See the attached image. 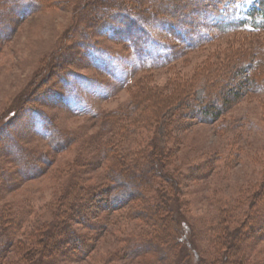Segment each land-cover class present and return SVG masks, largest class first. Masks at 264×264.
<instances>
[{"label":"rangeland","instance_id":"374dc122","mask_svg":"<svg viewBox=\"0 0 264 264\" xmlns=\"http://www.w3.org/2000/svg\"><path fill=\"white\" fill-rule=\"evenodd\" d=\"M193 1L163 27L126 0H0V264H264V31L205 28ZM124 12L148 36L131 41ZM229 89L240 97L219 119L192 117ZM117 171L141 176L142 198L103 209ZM78 186L91 228H72L90 253L42 260ZM148 236L159 248L132 257Z\"/></svg>","mask_w":264,"mask_h":264},{"label":"trees","instance_id":"16d2710c","mask_svg":"<svg viewBox=\"0 0 264 264\" xmlns=\"http://www.w3.org/2000/svg\"><path fill=\"white\" fill-rule=\"evenodd\" d=\"M126 1L129 2L130 4L129 7L134 12H136V10H139L141 11L139 14L144 15V16L146 13L141 9V6L142 8L144 6V9L145 8L148 9L149 8L148 6H154L155 13L152 15V19L157 20L158 21L157 23H159V25L163 27H167L174 23H178V20L176 18L173 19V22H170V13L172 11L178 10L179 8L181 9L182 7H178L180 6V4L178 3L184 0H148L149 2H147V0H126ZM254 1H255V5L246 11L244 10V8L247 7L248 3H243V0H194L192 2V5L195 8V13L197 12L198 14L199 12L201 14H205L202 20L203 22L200 23L205 28H208V27L209 28L211 27L219 28V29L228 28L231 31L238 33V34L240 33L254 34V33H259V32L264 31V0H254ZM146 2L147 4L144 5ZM168 2L171 3L170 12H168V9H169L168 7L162 6L163 3L167 4ZM238 4H243V6L237 7ZM24 11H25V8L20 10V13L22 14ZM206 15L208 16L209 21H207L208 19H206ZM187 17L188 16L184 15V17H182V21L188 22L187 29H190V31L189 30L188 31L191 33L196 28V25H195L196 23L193 22L191 17L189 18ZM120 18H121L120 20L122 24L126 25V27L134 28V30H136V33L135 32L132 33V35L135 38L132 37L130 38V40L134 39L135 41L136 40L141 41L142 39L140 38L141 36H143V38L148 36L146 32V28H145L146 26L143 25L144 26L143 28L141 27L136 28V26L133 24V18L130 14H127L126 12H124ZM173 26H176V25H172V27ZM131 30L133 31V29ZM170 34H172V31L170 32ZM174 34H172L173 37H174ZM138 35H140V37H138ZM175 35H177V33ZM180 39L181 41H183L182 38ZM188 46L192 47L193 45L188 44ZM250 66H252V64L245 65V70L248 71V73H249V69L252 70V68L255 67V66L253 67H250ZM239 97H240L239 90L233 91L231 89L225 90V91L221 90L220 93L216 92L213 94H209L206 99L205 104L202 106H199L198 110L196 112H192L191 115L192 117L198 118L199 120L204 121V122L210 121V120L216 121L227 110L226 106L229 104V102H232ZM220 101L222 102L221 104L219 103ZM156 156H157V161L158 159L161 160V158L159 157L160 154ZM148 160L152 162L151 157H148ZM118 172L120 173V171H117L116 174H114L113 177L110 178L109 184L106 185V184L101 183L100 185L101 187L103 186L102 189L104 188V192L106 194L108 193L111 195L110 200L108 201L107 205L104 206L103 209H108V210L117 209L118 207H121L118 205H123V203L127 204L133 198L137 199L138 196L142 198L141 195H143V189H145L146 184L143 186V189H142V185L140 181L137 183H132L133 182L132 179H134L135 181L141 180V176L131 175V177H129L125 175V178L131 181H129V183H124L123 180L119 179V175L124 176L123 172H121L122 174H117ZM151 172L154 173L156 172V170H154V172L151 170ZM160 173L161 172H159V174ZM153 175H155V173ZM171 182H174L172 184L176 183L175 180L170 179L169 183ZM76 190H77L76 191L77 193L73 194L72 199L70 201L71 203L69 204L70 212L68 213L66 218L62 219L64 222L61 223V226L58 224L60 226V228H58L59 231L58 232L55 231L56 233L53 232V234H50L51 232L46 233V237H45L46 246L45 248L39 251L40 257L42 258V260L45 257L48 259H51L52 255L55 256L57 254H59L60 257H68V258L71 257L73 260H82V259L85 260L88 257V254L90 253V246L88 247L87 245L88 240H89L87 235L85 233L80 234L77 231H75L74 228H72L73 224L74 225L82 224V226L86 228H91L90 224H88L87 222L88 216H89V207L86 205V203L88 201H87V198H84V196L82 195L85 192H87V190L86 188H83V187L80 188V186H78ZM173 193L174 194L172 195L171 203L173 201V203L177 204L178 199L176 198V196L174 197L176 191ZM147 203H148V199L142 202V206H144L146 209V212L145 211L144 212L146 213L145 216L147 218L150 217V215L153 212L154 213L160 212V208H158L155 205L147 204ZM167 206L165 205L164 207H162V210L165 211L167 209L166 212H169V215H170L169 218L172 220V228L176 234L177 231H180L179 230L180 223L179 221H177L178 220L177 218L179 217L178 210L176 209L177 207H173L174 204L172 205L170 204L168 208ZM148 208H150L149 213H148ZM152 209H153V212L151 211ZM55 227L56 226H54L53 228ZM98 227L100 228L102 227V225H99ZM0 231H1V228H0ZM146 239L148 240L146 241L144 245L142 244L141 246H138L132 249L130 246L127 248V250L130 251L129 254H131L132 257L134 258L141 257L142 255H144V253L155 252L157 248H159V241L152 243L151 238L149 236ZM48 243L52 244L54 249H55V245L57 247H60L62 244H67V243L69 244L70 248L68 249V251L66 250L62 251L61 249L59 253H55L56 250L54 249L50 250V247L47 245ZM5 252L7 251L4 249L2 250L0 249V260L4 259ZM222 259L223 258H221V261ZM42 263L44 262L42 261L39 264H42Z\"/></svg>","mask_w":264,"mask_h":264},{"label":"snow or ice","instance_id":"6c2138e0","mask_svg":"<svg viewBox=\"0 0 264 264\" xmlns=\"http://www.w3.org/2000/svg\"><path fill=\"white\" fill-rule=\"evenodd\" d=\"M243 3H251V0H243ZM243 4H238L237 7H241Z\"/></svg>","mask_w":264,"mask_h":264}]
</instances>
